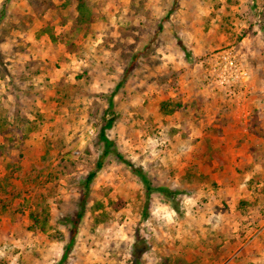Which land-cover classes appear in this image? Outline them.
<instances>
[{
  "label": "rangeland",
  "instance_id": "obj_1",
  "mask_svg": "<svg viewBox=\"0 0 264 264\" xmlns=\"http://www.w3.org/2000/svg\"><path fill=\"white\" fill-rule=\"evenodd\" d=\"M103 131L183 192L108 154L64 264H264V0H0V264H59Z\"/></svg>",
  "mask_w": 264,
  "mask_h": 264
},
{
  "label": "trees",
  "instance_id": "obj_2",
  "mask_svg": "<svg viewBox=\"0 0 264 264\" xmlns=\"http://www.w3.org/2000/svg\"><path fill=\"white\" fill-rule=\"evenodd\" d=\"M180 45L185 55H187V57H190L191 52L189 51L188 47L182 41H180ZM107 126L108 127L111 126V121L107 122ZM101 139L104 142V151L99 157V159L97 160L95 168L91 170L82 181V191H81L80 199L78 202V209L74 211L73 213L66 214L58 218L59 222L68 226V232H69L68 233L69 238L64 247L63 254L61 256L59 264H64L68 260L69 254L72 251V248L76 241L79 224L84 217L86 206L88 204V197L90 194L91 183L96 178L98 171L104 166V158L110 153L114 154V156L117 157L120 161L126 163L131 168L133 173H135L140 178L141 182L143 183V186L145 188L146 197H147L145 201V204H146L145 215L148 214L149 212L148 210H149V206L151 202V197L154 192H159L163 194L167 198V200L170 203H172L176 209H178L176 205V200H177L178 194L183 192L182 190L173 189L169 186L155 184L151 180L149 175L146 173L143 166L137 165L130 159L126 158L123 155V153L116 148L114 141L111 140L104 133V131L101 133ZM35 218L37 219L36 216ZM148 249H149L148 241L144 237H141L140 233H137L136 239L133 245V249H132V255L134 257V264H142V256L144 253L147 252Z\"/></svg>",
  "mask_w": 264,
  "mask_h": 264
}]
</instances>
